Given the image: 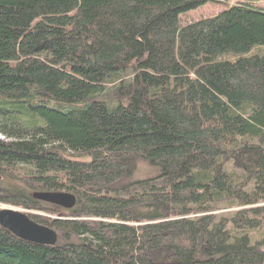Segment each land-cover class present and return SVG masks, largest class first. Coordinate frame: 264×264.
I'll use <instances>...</instances> for the list:
<instances>
[{
  "label": "trees",
  "instance_id": "obj_1",
  "mask_svg": "<svg viewBox=\"0 0 264 264\" xmlns=\"http://www.w3.org/2000/svg\"><path fill=\"white\" fill-rule=\"evenodd\" d=\"M206 1L0 0V203L56 233L0 264H264V9Z\"/></svg>",
  "mask_w": 264,
  "mask_h": 264
},
{
  "label": "water",
  "instance_id": "obj_2",
  "mask_svg": "<svg viewBox=\"0 0 264 264\" xmlns=\"http://www.w3.org/2000/svg\"><path fill=\"white\" fill-rule=\"evenodd\" d=\"M33 197L66 209L75 204L73 194L64 191H37ZM0 226L8 230L15 237L40 245H54L56 233L30 220L22 211L13 208L0 209Z\"/></svg>",
  "mask_w": 264,
  "mask_h": 264
},
{
  "label": "rangeland",
  "instance_id": "obj_3",
  "mask_svg": "<svg viewBox=\"0 0 264 264\" xmlns=\"http://www.w3.org/2000/svg\"><path fill=\"white\" fill-rule=\"evenodd\" d=\"M235 1H237V0H224L223 2H219V3H216L213 1H206L205 3L200 5L199 7L190 11L184 18H186V20L190 21V20H197V19L204 18V17H211V16H214L215 14H217L218 11L225 9L228 6L232 5ZM252 3L254 5L264 9V0H253ZM235 56L236 55H228V58L232 59ZM223 58H226V56H223ZM73 158L79 159L81 157L74 156ZM152 173H153V171L150 169V167H148L145 163L140 162V163H138V168H137V171L134 175L135 178L134 177L133 178L134 179H143V178H146L147 176L151 175ZM12 207L13 206H11V205L0 203V209L1 208H12ZM13 209L20 210L17 207H13ZM263 236H264V228L256 230V231H252V239L253 240H258Z\"/></svg>",
  "mask_w": 264,
  "mask_h": 264
}]
</instances>
